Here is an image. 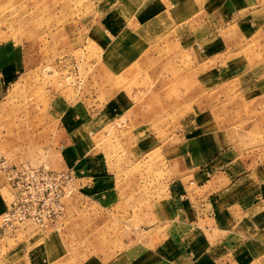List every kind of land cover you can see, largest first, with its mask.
I'll use <instances>...</instances> for the list:
<instances>
[{
  "label": "rangeland",
  "instance_id": "1",
  "mask_svg": "<svg viewBox=\"0 0 264 264\" xmlns=\"http://www.w3.org/2000/svg\"><path fill=\"white\" fill-rule=\"evenodd\" d=\"M100 8V0H0V53L14 52L18 67L4 84L7 89L0 101V157L71 170L79 186L84 174L56 164L59 145L70 141L58 134L67 128L58 119L64 110V115L75 114L80 121L75 128L82 136L81 146L90 148L85 156L92 155L94 167L103 165L121 182L136 185L137 199H130L125 218L117 220L114 211L90 208L78 191L66 199L60 226L24 222L1 235L0 264H5L8 249L20 245L31 258L48 255L44 263L78 264L88 255L114 256L144 237L149 220L138 218L141 211L147 215L143 202L168 195L167 182L173 177L162 147H176L180 117L193 110L186 103L197 95L190 92L197 84L195 54L180 47L178 33L161 18L163 28L147 38L142 57L113 72L101 58V34L90 28ZM248 11L255 18L249 37L227 50L235 52L244 69L241 83L256 88L243 95L235 88L239 76H223L215 84L200 75V109L217 111L218 123L225 127L230 122V142L239 150L264 145V0H251ZM211 22L200 17V25ZM216 33L207 31L202 42ZM226 60L212 59L210 65L225 66ZM218 104L219 108L208 107ZM146 134L159 138L162 147L138 152L149 143ZM0 179L6 205L11 196L1 172Z\"/></svg>",
  "mask_w": 264,
  "mask_h": 264
},
{
  "label": "crops",
  "instance_id": "2",
  "mask_svg": "<svg viewBox=\"0 0 264 264\" xmlns=\"http://www.w3.org/2000/svg\"><path fill=\"white\" fill-rule=\"evenodd\" d=\"M250 3L251 0H100V12L90 28L93 34H101V58L107 69L120 72L125 63L142 57L147 38L163 28L159 21L165 18L170 29L178 33L175 40L180 47L195 54L193 72L197 84L196 90L190 92L197 95L186 103L193 110L180 117V131L174 135L180 142L175 148L162 147L159 138L146 134L144 140L149 143L137 150L165 148L167 171L173 177L167 182L166 198L143 202L147 215L141 211L138 218L149 220L144 237L114 256L88 255L78 264H264V145L239 150L230 142V122L225 127L218 123L217 111L207 106L200 109V75L215 84L221 83L223 76L228 80L239 76L240 84L235 88L243 95L256 88L241 83L244 69L239 68L235 52L227 50L249 37L255 21L254 15L249 17ZM200 17L212 22L200 25ZM209 30L217 33L202 42ZM233 35L237 39H231ZM195 45H202L204 50L200 52ZM222 58H228L225 66L210 65L212 59ZM17 72L14 52L0 53V101L7 89L4 84ZM73 107L72 104L69 110ZM208 107L219 108L220 104ZM64 112L59 111L58 119L67 128H60L58 134L70 141L59 145L56 164L59 169L73 168L77 174H84L78 179L79 193L90 208L109 209L114 211V219H124L130 199H137L136 185L121 182L118 174L104 171L103 165L94 167L92 155L85 156L87 144L86 148L81 146L82 136L75 128L80 121L74 113ZM84 137L87 139L88 134ZM20 162L25 161L14 163ZM1 191L0 185V212L5 208ZM16 248L7 250L5 264H55L54 260L44 263L48 255L31 258L22 245Z\"/></svg>",
  "mask_w": 264,
  "mask_h": 264
},
{
  "label": "built area",
  "instance_id": "3",
  "mask_svg": "<svg viewBox=\"0 0 264 264\" xmlns=\"http://www.w3.org/2000/svg\"><path fill=\"white\" fill-rule=\"evenodd\" d=\"M0 172L11 196L0 212V236L24 222L60 226L66 199L81 189L71 170H54L45 164L14 163L0 157Z\"/></svg>",
  "mask_w": 264,
  "mask_h": 264
}]
</instances>
